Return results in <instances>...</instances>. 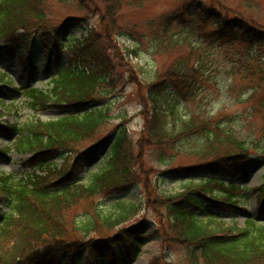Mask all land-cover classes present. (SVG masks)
Instances as JSON below:
<instances>
[{"label": "trees", "instance_id": "16d2710c", "mask_svg": "<svg viewBox=\"0 0 264 264\" xmlns=\"http://www.w3.org/2000/svg\"><path fill=\"white\" fill-rule=\"evenodd\" d=\"M172 1L173 8L136 29L135 23L120 22L121 13L145 8L150 0H0V51L7 60L18 55L23 68L34 74L36 48L47 50L42 59L46 86L16 90L34 112L69 110L21 125L2 120L0 111V133L10 137L0 147V158L30 152L31 160L44 162L39 171L20 176L0 171V264H79L82 259L101 264L104 258L120 264L137 258L148 235L122 224L141 205L119 200L105 211L99 198L141 187L151 170L144 160L149 154L165 166L159 178L191 175L181 190L141 201L162 216L167 247L179 250L177 264H264V220L248 216L242 224H226L211 212L215 206H238L244 187L223 178L250 159L249 146L223 123L224 116L198 104L186 111L182 107L209 86V57L218 51L231 77L249 91L253 114L264 122V25L259 24L264 14L255 12L262 10L256 0ZM69 9H86L87 17L97 15V22L86 35L70 38L74 58L54 65L53 54L58 58L67 40L61 38L67 12H73ZM115 36L131 39L133 47L126 49L131 56L139 54L140 42L147 39L153 62L134 72L125 65ZM126 73L140 104L142 130L136 138L123 123L103 132L112 124L111 106H93L120 91ZM6 74L0 73L3 88L11 84ZM109 140L104 165L82 181L83 163ZM178 155L189 161L173 165ZM53 157L61 162L46 161ZM256 190L261 209L264 182ZM206 205L210 212H203ZM101 230L116 231L89 237ZM149 264L166 263L157 255Z\"/></svg>", "mask_w": 264, "mask_h": 264}, {"label": "rangeland", "instance_id": "374dc122", "mask_svg": "<svg viewBox=\"0 0 264 264\" xmlns=\"http://www.w3.org/2000/svg\"><path fill=\"white\" fill-rule=\"evenodd\" d=\"M94 3H98L99 0H94ZM232 4H237L242 0H230ZM259 3V7L255 12L259 11L264 14V0H256ZM89 4V3H88ZM174 2L172 0H150L145 8L133 10L130 8H124L122 16H120V22L135 23L137 28L141 29L144 21L151 18L155 14H159L169 8H173ZM240 6V5H239ZM73 7V6H72ZM74 8V7H73ZM75 9H69L67 12L70 17L65 22V35L61 38V41L67 37L64 47L59 49V55L53 54L55 65L57 60H64L74 58L75 54L70 51L68 45L71 43L72 37H82L86 35L91 27L97 22L96 14H89L85 9L83 11H74ZM65 11V9H64ZM259 19L255 14H253ZM86 21H89L87 24ZM259 24L264 25V15L259 19ZM208 29V27H206ZM115 46L118 51L122 53L123 61L136 72L137 66H147L153 62V56L149 48V41L144 39L139 44V54L137 56L127 55V47L132 48L133 43L131 39H126L121 36L113 37ZM76 50V49H75ZM47 50L42 45H39L35 51V59L37 66L34 74H32L30 68H23L22 61L18 55L12 60H7V56L3 51H0V73L5 71L7 76L11 78V84H7L6 88H3L2 81L0 80V111L2 112V120H6L11 123H17L19 125L33 120L39 117L42 120H48L56 118L63 114L69 113V110H58L48 108L38 112H34L26 103L24 94L16 90V87L22 86H34L45 87L46 75L43 74V65L45 61L42 60L46 55ZM209 57L211 66V78L210 84L205 88L202 95L197 100L191 103L183 102L182 107L186 111L198 104V108L206 110L210 114H220L223 117L222 121L227 127L232 129L238 136H240L249 146L250 159L243 161L238 168V172L234 175L225 176L223 180L226 183H235L244 187V192L240 196L237 207L232 206H215L211 208V212L221 218L224 223L230 224L236 222L242 224L248 216H253L258 220H264V207L259 208L258 204V188L264 182V122L258 116L252 112V104L248 100L249 91L244 88V84L238 79L235 80L231 77L230 70L222 62V56L218 51ZM125 65H123L125 67ZM54 66H52L51 71ZM121 69V68H120ZM124 85L118 87L120 91H115L113 95L106 101H98L93 106H111L112 124L106 125L103 132L111 130L113 124L123 123L128 131L131 132L134 138L139 137L142 130V120L139 115L140 104L135 96L134 83L129 82L126 78ZM137 77H140L137 74ZM244 82V81H243ZM245 83V82H244ZM132 84V85H131ZM134 86V87H133ZM124 114L125 116H120ZM10 139L8 134L0 133V147L5 145ZM90 141L85 142L83 145L89 144ZM110 140L106 142L100 149L99 154L91 156L87 161L83 163V171L81 172L80 179L86 182L89 179L91 172L100 169L105 163L104 154L108 148ZM173 153V152H172ZM31 153H11L9 159L0 158V171L13 172L17 176L24 175L31 170L39 171L43 165L41 160H31ZM53 160L56 163H60L59 157L48 158L46 161ZM145 164L151 167L146 175L142 177L141 187H132L119 194H112L99 198V202L103 210L109 211L115 208V203L119 200H132L139 202L141 205L139 212L135 217L130 218L122 224V226L132 227L138 226L139 232L148 235L146 243L142 246L141 253L137 258L124 260L120 264H149L150 260L159 255L162 257V261L166 264H177L176 261L178 252L177 248H168L170 242L166 238L163 229L162 216L152 210L147 203H143L145 197L154 195H160L165 193H171L181 190L185 183L190 179V174L176 173L170 174L168 177L159 178L161 170L165 167L161 163L157 162L155 157L151 154L145 156ZM189 161V158L178 155L175 159V163L183 164ZM197 177V175H195ZM203 212H210L209 206L206 205ZM201 214V213H198ZM116 230L105 231L101 230L99 233H92L89 237H96L98 235L110 234ZM90 239V238H89ZM179 251V250H177ZM81 255L86 257V249L81 250ZM67 256H63L66 260ZM79 264H84L82 259ZM101 264H108V259H102Z\"/></svg>", "mask_w": 264, "mask_h": 264}]
</instances>
